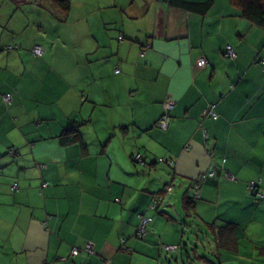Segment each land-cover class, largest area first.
I'll use <instances>...</instances> for the list:
<instances>
[{
    "label": "crops",
    "instance_id": "obj_1",
    "mask_svg": "<svg viewBox=\"0 0 264 264\" xmlns=\"http://www.w3.org/2000/svg\"><path fill=\"white\" fill-rule=\"evenodd\" d=\"M68 1L62 19L51 0H0V264H184L191 247L198 264H264V197L248 189L264 188V28L229 0L205 13L173 0ZM209 103L215 121L202 117ZM72 125L85 149L60 138ZM209 171L186 212L191 181Z\"/></svg>",
    "mask_w": 264,
    "mask_h": 264
},
{
    "label": "trees",
    "instance_id": "obj_2",
    "mask_svg": "<svg viewBox=\"0 0 264 264\" xmlns=\"http://www.w3.org/2000/svg\"><path fill=\"white\" fill-rule=\"evenodd\" d=\"M69 1L68 0H51V5H52V8L54 10V12L58 15L59 18H66L67 16V12L69 10ZM175 5L179 6V7H182L183 9L187 10V11H198V12H201V13H205L209 7L212 5L213 3V0H205L203 3H200V4H190V3H185L181 0H173L172 1ZM229 3L237 10V13L240 17L246 19L247 21H249L250 23H252L253 25L257 26V27H263L264 28V1L263 0H229ZM227 46V45H226ZM230 46V45H229ZM35 48V47H34ZM225 48V47H224ZM233 49V48H232ZM32 51V50H31ZM235 52V51H234ZM41 54H42V51H41ZM41 54L39 56H41ZM33 55V54H32ZM236 55V53H235ZM34 57H39V56H35L33 55ZM223 56H224V52H223ZM226 58V57H224ZM236 58V57H235ZM234 58V59H235ZM228 59V58H226ZM229 60H233V59H229ZM261 60L262 59H259L258 60V64L260 65V68H262V64H261ZM262 71V70H261ZM115 73H118L117 70H115ZM5 95V94H4ZM3 98V97H2ZM12 102V101H11ZM4 103V102H3ZM5 104V103H4ZM11 104V103H10ZM9 104V105H10ZM210 104V103H209ZM214 104V103H212ZM6 105V104H5ZM208 105V104H207ZM8 106V105H6ZM207 107V106H206ZM206 109V108H205ZM204 109V110H205ZM172 110V109H171ZM169 110L168 112L165 113L164 109H163V105H162V115L160 116V118L158 119V121H160V119L163 117V116H167V119H168V125H169V113L170 111ZM209 119V118H208ZM211 120V119H210ZM158 121L154 124V126L156 127V124L158 123ZM215 121V120H213ZM168 129V128H167ZM60 138L64 139L62 141L64 142H67V141H71L73 143H76L78 144L82 149H85V144L82 142V139L80 137V134L77 130V126L75 125H72V127H67L66 129H64L63 133L61 134ZM138 155L140 157L139 154H135V155H132L131 157V160L134 164L136 165H139V166H142L144 165L143 161L141 160L140 158V162L138 161H135L134 160V157ZM161 159V158H159ZM157 163L158 162V159L156 161ZM159 164H164V165H167L165 163V160L162 162V163H159ZM166 187H170V190H171V186L170 185H165L162 189V193H156L154 195H157L161 198V202L160 204L158 205V207L156 208V210L154 211H149V212H157L160 205L162 204V201H163V196L162 194H168L170 193L169 192H166L165 191V188ZM152 195L151 198L154 196ZM150 198V200H151ZM150 202V201H149ZM192 202H194L192 199H191V196L190 198L188 199L187 197L185 198V202L183 204V208L186 212H189V210L191 209L192 210ZM149 204V203H148ZM145 212H148V210L146 209ZM138 215H144V216H147L146 213L144 214H138ZM137 217V216H136ZM149 217V216H148ZM152 219V218H151ZM152 223V222H151ZM149 225V224H148ZM138 226V225H137ZM137 229V227H136ZM209 229V228H208ZM211 229V228H210ZM226 230H229V226L226 227V229H219V230H212L211 233L214 235L213 237L214 238H217L218 240H222L221 238H218L217 236V233H221V237H224V236H229V234L227 233V235L224 233V231ZM227 232V231H226ZM135 235H136V231H135ZM137 237V236H136ZM138 238V237H137ZM143 238V237H142ZM141 239V238H139ZM219 243V242H218ZM164 246H167V245H163L160 247V249L165 252V253H169V252H172V251H175L177 249L176 246H171L173 247L174 249L172 251H166L164 250Z\"/></svg>",
    "mask_w": 264,
    "mask_h": 264
},
{
    "label": "built area",
    "instance_id": "obj_3",
    "mask_svg": "<svg viewBox=\"0 0 264 264\" xmlns=\"http://www.w3.org/2000/svg\"><path fill=\"white\" fill-rule=\"evenodd\" d=\"M41 48L36 46L35 48L32 49L31 53L35 56H39L41 54ZM224 57L228 58V59H234L236 57L234 50L232 49L231 46L227 45L224 48ZM261 64H262V72L264 73V59L261 60ZM206 65V61L203 58H200L198 60V66L200 67H204ZM3 102L6 105H9L12 101L11 95L10 94H5L3 95L2 98ZM173 102L170 99H167L164 103H163V109L166 112H168L169 110L172 109L173 107ZM215 109V105L210 103L207 105L206 109L204 110V112L202 113V117L203 118H209L211 120H216L218 118L217 114L214 111ZM156 128H158L160 131H166L168 128V119L167 116H163L160 121H158V123L156 124ZM203 134L205 137L206 136V131L202 130ZM135 161L140 162V157L138 155H136L134 157ZM164 160L163 159H158L159 163H162ZM165 163L168 166H173L174 165V161L173 160H165ZM214 173L212 171L207 172L206 174L200 175L198 176L195 180L191 181V185H190V190L192 191L191 194V199L193 201H196L200 198V194H199V189L200 186L202 185L203 181L205 180L206 177L211 178L213 177ZM228 179H230L231 181L234 180V178L232 176H228ZM259 182H250L248 184V189L250 190V192L252 193L253 197L257 198L256 200L262 199L264 197V188H259ZM166 192L170 191V187H166L165 188ZM161 202V198L157 195H154L148 206H147V210L148 211H154L156 210V208L158 207V205ZM137 220H138V226L136 229V236L138 238H142L145 236L146 234V226L148 224H150L152 222L151 217L148 216H144V215H137ZM174 248L171 246H164V250L166 251H172ZM76 254V249L73 248L70 252L71 256H74Z\"/></svg>",
    "mask_w": 264,
    "mask_h": 264
},
{
    "label": "rangeland",
    "instance_id": "obj_4",
    "mask_svg": "<svg viewBox=\"0 0 264 264\" xmlns=\"http://www.w3.org/2000/svg\"><path fill=\"white\" fill-rule=\"evenodd\" d=\"M264 1V0H263ZM89 107H88V111L90 112V108H91V105H88ZM89 114V113H88ZM87 114V115H88ZM101 116H103V115H101ZM104 116H106V113L104 114ZM105 118L106 117H103V119H101V121H97V119H95V121H93V123H97V124H99V126H101V128L103 129V126H102V124H106L107 122H106V120H105ZM86 122H87V124H85L86 125V127L87 126H90V124H91V122H90V120H89V118H86ZM91 137V136H90ZM89 137V139L91 140V138ZM117 137V136H116ZM118 138V137H117ZM108 139V138H107ZM90 145H91V143H90ZM93 146V145H92ZM117 146H119V143L117 142L116 143V145H115V147H117ZM159 164V163H158ZM178 191V189H177V185H175L174 184V187H171V191H170V195L172 194V193H175V192H177ZM191 191V190H190ZM169 194V193H168ZM168 194H166V195H168ZM191 194H192V191H191ZM176 195H178V193L176 194ZM176 205L178 206V203H176ZM192 250V251H191ZM193 250H194V248H190V250H188V254H189V259H186V257H185V255L183 254L182 256H183V258H184V264H198V260L195 258V256H194V253H193ZM178 251V250H177ZM178 253V252H177ZM177 253H170L169 252V254H167V253H163V255L162 256H164V254H165V256H164V258H166V259H170V258H175L176 256H178L177 255ZM180 254V253H179ZM189 261V262H188Z\"/></svg>",
    "mask_w": 264,
    "mask_h": 264
}]
</instances>
